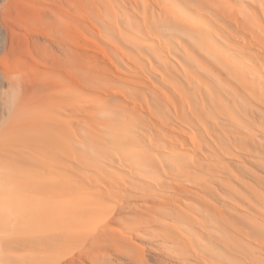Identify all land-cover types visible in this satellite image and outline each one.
<instances>
[{
	"label": "rangeland",
	"instance_id": "1",
	"mask_svg": "<svg viewBox=\"0 0 264 264\" xmlns=\"http://www.w3.org/2000/svg\"><path fill=\"white\" fill-rule=\"evenodd\" d=\"M0 147V264H264V0H0Z\"/></svg>",
	"mask_w": 264,
	"mask_h": 264
},
{
	"label": "bare ground",
	"instance_id": "2",
	"mask_svg": "<svg viewBox=\"0 0 264 264\" xmlns=\"http://www.w3.org/2000/svg\"><path fill=\"white\" fill-rule=\"evenodd\" d=\"M105 11H108L107 9L105 10ZM94 14V13H93ZM97 14V13H96ZM95 15V14H94ZM25 17V16H24ZM55 34V33H54ZM39 73V71L37 70L34 74H38ZM137 107V106H136ZM107 116H105V118H106ZM119 120V119H118ZM120 122V121H119ZM114 124V123H113ZM119 125V124H118ZM121 127H122V125H121ZM168 132V131H167ZM176 143V142H175ZM173 145V144H172ZM2 147H3V149L5 148L3 145H2ZM8 147V146H7ZM184 151H189V152H192L193 153V151L191 150V149H189L188 147L187 148H183V146L181 147ZM0 149H1V147H0ZM15 149V148H14ZM19 149V151H20V149L21 148H18ZM14 152V151H13ZM16 152V151H15ZM4 153H6V152H4ZM3 153V154H4ZM158 153H159V150H158ZM11 154V152H9V154H7V155H10ZM5 155V154H4ZM14 156H16L17 158H18V156L17 155H14ZM21 156V155H20ZM9 157V156H8ZM3 159V158H2ZM16 159V158H15ZM25 159V158H24ZM4 161V160H3ZM4 167V166H3ZM93 174V173H92ZM86 183H88V182H86ZM79 184V183H78ZM77 184V185H78ZM183 206H184V208L188 211V212H193L194 210H195V207H194V205H193V203L191 202V201H188V200H185L184 202H183ZM6 242V241H5ZM16 242H18V241H16ZM19 243V242H18ZM24 247V246H23ZM3 251H4V249H2ZM6 251V250H5Z\"/></svg>",
	"mask_w": 264,
	"mask_h": 264
}]
</instances>
